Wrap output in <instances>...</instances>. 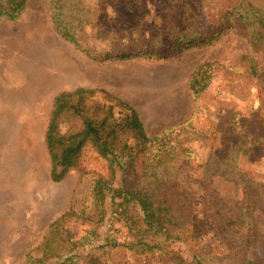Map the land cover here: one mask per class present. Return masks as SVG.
Returning a JSON list of instances; mask_svg holds the SVG:
<instances>
[{"label":"rangeland","instance_id":"374dc122","mask_svg":"<svg viewBox=\"0 0 264 264\" xmlns=\"http://www.w3.org/2000/svg\"><path fill=\"white\" fill-rule=\"evenodd\" d=\"M65 1L68 31L88 53L56 31L49 0H27L16 19H0V264H22L47 224L70 204L79 214L100 215L92 185L96 174H108V166L90 143L83 147L78 166L62 180L49 177L44 132L54 97L64 90L94 88L99 101L128 102L150 135L184 122L175 140L201 161L210 153L228 157L231 144L242 145L246 153L236 157L237 166L264 181V86L258 77L244 73L249 56L260 64L264 58L246 41L243 23L235 20L231 31L211 45L170 58L145 52L126 59L103 58L146 48L170 51L173 35L189 24L187 17L193 15L191 25L207 29L220 11L241 1L264 9V0H134L133 10L109 0ZM206 60L212 63L211 79L194 101L188 81ZM207 183V194L247 203L242 186L222 177ZM251 210L260 244L248 255L264 259V212ZM113 226L117 239H132L121 222ZM85 228L89 225L81 226V233ZM205 231L195 243L167 241L143 253L123 246H87L79 264H93L92 256L99 257V264H194L195 251L206 264H232L214 230L206 226Z\"/></svg>","mask_w":264,"mask_h":264},{"label":"trees","instance_id":"16d2710c","mask_svg":"<svg viewBox=\"0 0 264 264\" xmlns=\"http://www.w3.org/2000/svg\"><path fill=\"white\" fill-rule=\"evenodd\" d=\"M26 1L0 0V19H16ZM109 1L126 10L135 7L134 0ZM49 3L56 31L83 49L68 31L66 1L49 0ZM186 20L189 24L173 35L170 51L146 48L135 53H107L103 58L126 59L142 52L159 59L170 58L189 48L211 45L231 31L235 20L244 24L246 41L264 58V9L249 1L220 11L207 29L191 25L193 15ZM211 64L208 60L202 62L190 75L188 88L194 101L209 84ZM244 73L258 77L264 86V62L260 64L254 56H249ZM96 91L77 86L57 93L46 123L44 142L53 182L62 180L70 169L78 166L87 143L106 160L108 174H96L92 185L95 202L101 206L100 215L93 218L79 214L70 204L47 224L39 242L24 253L22 264H79L87 246L93 250L123 246L143 253L160 249L167 241L195 243L200 234L206 233V226L214 230L232 264H264L262 257L248 255L252 246L260 244L251 208L264 212V181L250 178L237 166L236 157L246 153L243 146L233 143L228 157L210 153L201 161L189 146L175 140L176 131H182L184 122L150 135L136 108L120 99L113 103L99 101L94 98ZM213 177L242 186L247 203L226 202L207 194L205 183ZM114 221L127 228L131 240L117 239ZM84 224L89 228L81 233ZM193 257L194 264H206L199 251ZM90 262L99 264V257H90Z\"/></svg>","mask_w":264,"mask_h":264}]
</instances>
